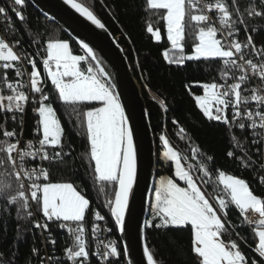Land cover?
<instances>
[{
	"label": "snow or ice",
	"instance_id": "snow-or-ice-1",
	"mask_svg": "<svg viewBox=\"0 0 264 264\" xmlns=\"http://www.w3.org/2000/svg\"><path fill=\"white\" fill-rule=\"evenodd\" d=\"M27 3L11 0L9 6H0L5 24V33L0 34V153L15 169L12 178L24 182L19 196H0V201L10 211L24 213L23 219L31 221L32 229L50 234V226L55 223L71 237L60 257H45L33 247L29 256L38 264H93V259L95 264H120L124 257L130 258L128 246L121 247L116 239H101V234L110 235L113 230L124 234L128 228L130 200L137 182L133 128L116 92L117 85L94 48L80 40L84 54L74 55L68 41L38 39L39 31L27 22ZM64 3L96 28L107 31L90 6L77 0ZM144 9L163 24L170 47L161 55L168 65L222 63L218 74L221 82L197 81L185 87L206 120L225 127L231 143L227 156L249 170L264 173V39L257 42L253 33L258 35L261 28L249 26L250 20H264V0H144ZM12 16L20 22L19 28ZM145 31L154 42H162L160 27L146 21ZM242 31L243 41L239 39ZM17 33H33L29 43L36 50L29 52ZM189 37L193 41L190 52L186 49ZM192 87L201 88L203 94L195 95ZM57 102L69 106L86 127L95 179L109 197L105 204L107 216L98 208L93 210L91 198L73 183L50 182L45 164L64 163L70 158V152L64 151V128L55 107ZM95 103L101 106L80 109ZM29 105L38 117L34 132L37 139L25 140L23 118ZM161 107L167 112L163 102ZM9 122L15 127L10 129ZM172 123L179 126L176 119ZM237 132L248 133L250 138L238 137ZM176 134L181 140L187 135L182 126ZM242 139H249L255 151ZM159 141L163 149L160 155L174 166V173L171 177L161 176L152 190L154 202L149 204V218L143 222L142 255L146 264H160L148 243L147 230H182L188 226L190 264H264V195H257L246 180L223 170H215L213 181V170L203 160L185 167L187 158L173 147L167 135H159ZM191 152L193 159L203 155L197 147ZM213 159L206 157L209 163ZM257 182L264 185V175ZM201 184L215 185L213 191L222 186L223 194L213 201ZM32 205L43 223L35 219ZM230 206L239 213L238 226H250L258 241L251 247L253 257L242 251L241 242L224 239L233 234L229 228L237 227L220 214L223 211L226 215ZM89 223L90 229L86 226ZM89 234L95 241L91 251ZM44 240L55 249L56 240L51 235H45ZM242 243L247 245V240ZM17 258L13 253H0V264H15ZM125 264H131V260Z\"/></svg>",
	"mask_w": 264,
	"mask_h": 264
},
{
	"label": "trees",
	"instance_id": "trees-1",
	"mask_svg": "<svg viewBox=\"0 0 264 264\" xmlns=\"http://www.w3.org/2000/svg\"><path fill=\"white\" fill-rule=\"evenodd\" d=\"M90 6L91 10L102 20L109 32L116 38L118 44L123 48L124 54L134 73V77L140 86L142 97L146 104L149 124L153 134L157 155H160L162 146L159 135L166 134L173 147L187 159L185 164L198 165L201 160L207 163L213 170L212 180L216 179L215 170H223L226 174L234 175L246 180L257 195H264V185L257 182L259 176L264 173L258 170H249L243 167L234 159L227 156L231 149L229 136L223 125L210 122L202 115L198 109L193 95L189 93L185 85H193V82H221L219 72L222 69L220 61L210 62H187L183 67L168 65L161 53L170 47L166 39L162 22L156 16L147 13L144 9V0H78ZM246 2V0H242ZM11 0H0V6H9ZM27 22L38 30V39H60L68 41L74 55H83L75 43L54 23L46 20L33 6L27 3L24 9ZM11 15V13H9ZM12 20L16 26L20 27V22ZM151 22L161 28L162 42L156 43L145 31V23ZM249 26L259 27V34H254L257 42L264 39V20L259 18L249 21ZM5 33L3 17H0V34ZM17 33V38L21 39L23 46L34 52L35 46L29 43V36ZM240 40L245 39L242 31ZM192 39L186 40V49L191 51ZM192 93L200 95L202 89L192 87ZM53 100L56 97L53 96ZM167 107V112L162 111L161 104ZM99 103L93 105L80 106L81 111L88 107H97ZM58 118L64 128L63 143L64 151L70 152V158H66L64 163L48 164L50 182L53 183H73L79 191L87 193L92 200V208L100 210L101 214L108 215L105 206L109 198L106 191L101 190L102 185L95 179L93 166L90 163V149L86 134V127L83 126L82 118H76L69 106L56 103ZM179 121V126L184 127L186 138L181 140L176 134L179 126H174L172 120ZM38 120L36 115L28 108L23 118V137L29 138L32 135L33 124ZM11 129L15 127L8 123ZM238 137H249L248 133L237 132ZM191 138L189 141L188 138ZM250 138V137H249ZM250 150L255 149L249 144V139H242ZM197 147L203 155L192 158V148ZM239 155V153H237ZM207 156L213 157L209 163ZM158 176H173V166L170 162L162 158H156ZM7 177V180H5ZM10 187V190L8 186ZM207 186L210 194L222 195L221 187L215 188ZM19 190L9 166L8 157L0 153V196H19ZM19 209V205L16 206ZM36 209V206H35ZM37 211V209H36ZM24 213L17 210H9L3 201H0V253H13L16 257L15 264H38L35 258L30 259V250L33 247L39 248L42 255H55L60 257L62 250L67 246L66 235L60 230L51 231V237L56 240L55 249L48 245L39 231L32 229L31 221L23 219ZM221 216L233 224H237L235 229L229 228L233 233L231 237L224 236L225 240L233 239L241 242V249L249 257H253L251 247H254V235L248 226L239 227L240 216L238 211L230 206L227 213L222 211ZM91 219V213H89ZM148 219V218H147ZM90 229V223L86 224ZM110 226V225H109ZM117 235L116 231L113 230ZM239 233L236 235L235 233ZM145 236V233H144ZM118 237V236H117ZM191 230L190 226L182 230L176 229H149L147 230V240L151 250L156 254L160 264H190L189 253ZM119 239V238H118ZM247 240V245L242 241ZM120 245V242H119ZM121 246V245H120ZM123 260V259H122ZM121 260V261H122ZM120 261V264L122 262Z\"/></svg>",
	"mask_w": 264,
	"mask_h": 264
},
{
	"label": "water",
	"instance_id": "water-1",
	"mask_svg": "<svg viewBox=\"0 0 264 264\" xmlns=\"http://www.w3.org/2000/svg\"><path fill=\"white\" fill-rule=\"evenodd\" d=\"M46 20L56 24L84 54L78 41L83 40L93 47L103 60V66L117 85L116 92L129 117L137 146V182L134 185L128 214L126 233L116 231L121 247L127 245L131 264H146L142 255L144 240L143 222L148 217L152 190L156 178L157 150L149 124L148 112L140 86L116 38L105 30H100L81 17L64 0H28ZM77 2H79L77 0Z\"/></svg>",
	"mask_w": 264,
	"mask_h": 264
},
{
	"label": "built area",
	"instance_id": "built-area-1",
	"mask_svg": "<svg viewBox=\"0 0 264 264\" xmlns=\"http://www.w3.org/2000/svg\"><path fill=\"white\" fill-rule=\"evenodd\" d=\"M241 41H243V40H241ZM26 79H27V78L25 77V80H26ZM28 108H31V113H32L33 115H36V114L34 113V111H33V106H32V105H29ZM36 116H37V115H36ZM37 121H38V120H37ZM37 121L33 124V129H32V135H31V137H29V138L24 137L25 140H28V139H37L36 137H34V132H35V130H36L37 127H38V123H37ZM8 160H9V158H8ZM47 165H48V164L46 163L45 166L47 167ZM9 166H10V169H11L12 174H14L15 169L13 168L12 164L9 163ZM200 175H202V174H200ZM15 181H16V184H17V187H18L19 193H20V185L23 184L24 182H23V181H17V180H15ZM213 181H215V179H213ZM203 185H204V184H203ZM204 186H205V185H204ZM205 187H207V186H205ZM32 210H33L34 213H36V215H35V219H36V220H39L41 223H43V218H42V217L39 215V213L36 211V209H35V205H32ZM99 223L101 224L102 227L105 226L103 221H101V222H99ZM50 227H51V231H54V230H60V229L57 227V225H56L55 223L51 224ZM248 227L251 228L250 226H248ZM251 230H252V229H251ZM60 231H62V230H60ZM62 233H64V235H66L67 240H68V244H67V246H69V244L71 243V237H70L66 232H64V231H62ZM39 234L42 235L43 237H44L45 235H51V233H50V234H47V233H42V232H40V231H39ZM253 235H254V234H253ZM51 236H52V235H51ZM105 238L116 239V240L118 241V243H119V239H118L117 235L114 233V231H113L110 235H109L108 233H106V232H105V233H102V234H101V239H105ZM254 238H255V236H254ZM88 239H89L90 251H91V247L94 246L95 241H94V238H92L90 234H89ZM257 242H258V241H257V239L255 238V240H254V246H255V244H256ZM121 262H122V264H125L124 258H123V260H122ZM93 264H95V259H93Z\"/></svg>",
	"mask_w": 264,
	"mask_h": 264
},
{
	"label": "rangeland",
	"instance_id": "rangeland-1",
	"mask_svg": "<svg viewBox=\"0 0 264 264\" xmlns=\"http://www.w3.org/2000/svg\"><path fill=\"white\" fill-rule=\"evenodd\" d=\"M202 94H203V90H202V93H201L200 95H202ZM99 106H101V105L99 104L97 107H99ZM89 149H90V145H89ZM162 150H163V149H162ZM160 154H161V153H160ZM159 157L162 158L161 155H159V156L157 155L156 158H159ZM187 165H188V163L185 164V167H187ZM172 166H173V165H172ZM156 168H157V167H156ZM173 173H174V166H173ZM199 175H200V174H199ZM160 177H161V176H160ZM237 178H238V177H237ZM178 183H180V186H182V187L184 186L183 182H178ZM201 187H202L203 190H206V192L209 193V191L207 190V188H206L203 184H201ZM211 197H212V199H216V196H215V195H212V194H211ZM153 201H154V196H153ZM215 206H216V205H215ZM216 207L218 208V206H216ZM221 213H222V211H221ZM221 213H220V214H221ZM147 218H149V214H148V217H147Z\"/></svg>",
	"mask_w": 264,
	"mask_h": 264
},
{
	"label": "crops",
	"instance_id": "crops-1",
	"mask_svg": "<svg viewBox=\"0 0 264 264\" xmlns=\"http://www.w3.org/2000/svg\"><path fill=\"white\" fill-rule=\"evenodd\" d=\"M161 152H162V151H161ZM161 152H160V153H161ZM159 178H160V176H158V177H156V178H155L154 185H156V184L158 183V181H159ZM154 185H153V187H154ZM221 187H222V186H221ZM151 202H154V201H153V192H152V198H151Z\"/></svg>",
	"mask_w": 264,
	"mask_h": 264
},
{
	"label": "bare ground",
	"instance_id": "bare-ground-1",
	"mask_svg": "<svg viewBox=\"0 0 264 264\" xmlns=\"http://www.w3.org/2000/svg\"><path fill=\"white\" fill-rule=\"evenodd\" d=\"M156 160V159H155Z\"/></svg>",
	"mask_w": 264,
	"mask_h": 264
}]
</instances>
